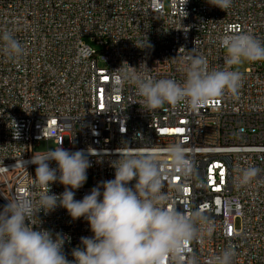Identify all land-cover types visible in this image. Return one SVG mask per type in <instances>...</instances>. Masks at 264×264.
I'll return each mask as SVG.
<instances>
[{"label": "built area", "instance_id": "1", "mask_svg": "<svg viewBox=\"0 0 264 264\" xmlns=\"http://www.w3.org/2000/svg\"><path fill=\"white\" fill-rule=\"evenodd\" d=\"M5 30L25 53L8 58L0 41V210L7 199L27 195L36 203L46 191L31 163L37 152L60 144L84 151L90 183L75 190L76 200L115 178L119 153H155L167 172V206L200 210L212 228L179 260L165 256L160 264H208L226 247L235 251L233 264H264V61L239 71L237 95L195 109L183 102L146 109L135 85L115 71L145 64L152 78L183 84L184 58L193 54L210 69L226 68L224 35L246 31L264 41V0H233L225 11L208 0H0ZM177 143L187 150L188 175L175 172L167 156ZM248 167L258 176L241 184ZM64 190L58 181L50 185V194ZM37 219L34 230L66 237L69 261L81 237L93 236L83 217L73 220L63 207L41 210Z\"/></svg>", "mask_w": 264, "mask_h": 264}, {"label": "clouds", "instance_id": "2", "mask_svg": "<svg viewBox=\"0 0 264 264\" xmlns=\"http://www.w3.org/2000/svg\"><path fill=\"white\" fill-rule=\"evenodd\" d=\"M232 2L208 0L223 11ZM0 41L8 58L24 55L25 48L13 32L5 30ZM220 45L227 51L228 67L210 69L206 57L187 56L183 84L170 78H152L145 64L129 66L130 71L122 67L115 71L123 74L122 82L135 85L143 98L138 103L146 109L181 102L195 109L225 94L237 95L242 73L233 69L245 61H264V41L249 32L224 35ZM186 152L179 143L167 149L173 170L182 175H188L191 169ZM51 161L56 162V168L50 167ZM31 163L36 165L35 178L46 191L40 193L36 203L27 195L7 199L0 210V264H160L165 256L179 260L191 241L212 232L202 211L183 212L167 206L168 196L162 191L167 172L155 153H119L112 162L115 178L94 187L81 200L74 199L75 190L86 183L91 167L83 150L70 151L60 144L54 150L37 152ZM258 173L256 167L240 170V183L248 184ZM133 180L135 184L129 186ZM57 181L65 186L64 192L50 194V185ZM58 206L65 208L73 220L83 217L93 233L92 237H81L80 246L72 250V261L63 250L64 235L53 236L50 230L33 228L40 223L37 213H48ZM234 256L235 251L226 247L211 256L208 264H233ZM190 264L198 262L192 259Z\"/></svg>", "mask_w": 264, "mask_h": 264}, {"label": "rangeland", "instance_id": "3", "mask_svg": "<svg viewBox=\"0 0 264 264\" xmlns=\"http://www.w3.org/2000/svg\"><path fill=\"white\" fill-rule=\"evenodd\" d=\"M86 41H87L89 44H91V45H93V46H96L93 42H91V40H90L89 38H86ZM250 64H251V62H247V61H245V62H243L241 65L236 66L234 69L237 70V71H244L247 67L250 66ZM89 183H90V179L87 178V181H86L85 184L88 185Z\"/></svg>", "mask_w": 264, "mask_h": 264}]
</instances>
